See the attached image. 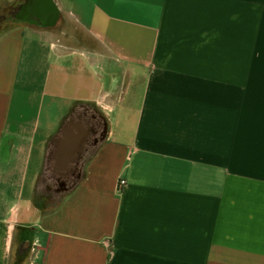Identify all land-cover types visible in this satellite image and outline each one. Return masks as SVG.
I'll return each mask as SVG.
<instances>
[{
  "label": "crops",
  "instance_id": "0c3cea01",
  "mask_svg": "<svg viewBox=\"0 0 264 264\" xmlns=\"http://www.w3.org/2000/svg\"><path fill=\"white\" fill-rule=\"evenodd\" d=\"M27 1L0 0V264H264V0ZM49 162L82 173L35 220Z\"/></svg>",
  "mask_w": 264,
  "mask_h": 264
},
{
  "label": "rangeland",
  "instance_id": "374dc122",
  "mask_svg": "<svg viewBox=\"0 0 264 264\" xmlns=\"http://www.w3.org/2000/svg\"><path fill=\"white\" fill-rule=\"evenodd\" d=\"M12 16H16V13L13 12ZM6 17L7 14L3 15L0 20L5 19ZM81 173L82 166H80L79 170L73 176L70 185L73 184L78 177H80ZM64 182L65 181L54 172L53 166L50 162L45 165L37 181L34 199L31 203L30 214L34 216L35 220L43 214L51 211L59 204L64 196V192H59L58 189L59 185L61 183L64 184ZM20 253H23L22 247H20ZM23 261L21 260V264H24Z\"/></svg>",
  "mask_w": 264,
  "mask_h": 264
},
{
  "label": "water",
  "instance_id": "95a60500",
  "mask_svg": "<svg viewBox=\"0 0 264 264\" xmlns=\"http://www.w3.org/2000/svg\"><path fill=\"white\" fill-rule=\"evenodd\" d=\"M27 7H28L27 9H30L29 11L37 14L41 19L43 17L49 16L45 24L54 23L58 17V8L56 7V5L52 0H35L32 8L31 6H27ZM86 136L87 135H85L84 137L83 144L84 143L86 144L87 141Z\"/></svg>",
  "mask_w": 264,
  "mask_h": 264
},
{
  "label": "flooded vegetation",
  "instance_id": "af4514ba",
  "mask_svg": "<svg viewBox=\"0 0 264 264\" xmlns=\"http://www.w3.org/2000/svg\"><path fill=\"white\" fill-rule=\"evenodd\" d=\"M34 1L35 0H28L27 1V3L26 4H24L16 13V15L17 16H19V17H22L23 16V18H25V19H28L29 21H36V22H38V23H45L46 22V20H48V17L49 16H46V17H43L42 19L37 15V14H35V13H33V12H31V11H29L30 9H27L28 7L27 6H31V8H32V6H33V4H34ZM46 4V3H45ZM36 12V11H35ZM88 120H89V123L90 124H93V122H92V120H91V118L90 117H88ZM72 171H73V169H71V171L69 172V173H72ZM60 178L61 179H63L65 182H64V184H65V186H67V187H70L71 185H70V183H71V180H72V178H73V176L72 175H65V176H60ZM60 184V183H59ZM59 189H61V184L59 185ZM58 189V190H59Z\"/></svg>",
  "mask_w": 264,
  "mask_h": 264
},
{
  "label": "built area",
  "instance_id": "2783aa9c",
  "mask_svg": "<svg viewBox=\"0 0 264 264\" xmlns=\"http://www.w3.org/2000/svg\"><path fill=\"white\" fill-rule=\"evenodd\" d=\"M125 184H126V181L125 180H121L120 182H119V191L120 190H122V188L125 186Z\"/></svg>",
  "mask_w": 264,
  "mask_h": 264
}]
</instances>
